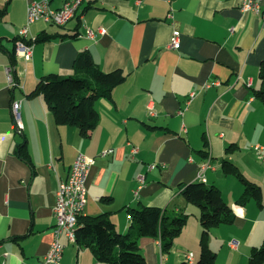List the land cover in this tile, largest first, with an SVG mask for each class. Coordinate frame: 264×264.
I'll use <instances>...</instances> for the list:
<instances>
[{
    "label": "crops",
    "instance_id": "crops-1",
    "mask_svg": "<svg viewBox=\"0 0 264 264\" xmlns=\"http://www.w3.org/2000/svg\"><path fill=\"white\" fill-rule=\"evenodd\" d=\"M33 1L41 0H0V11L6 8L0 14V264L45 260L56 193L80 151L95 158L83 215L108 213L126 233L133 208L189 214L169 252L158 237L140 238L148 264H179L190 252L189 264L200 259V208L182 194V184L198 181L217 185L236 212L233 223L212 230L216 264H249L253 248L264 244V202L236 204L244 185L225 173L224 163L237 165L264 195V160L255 148L264 145V100L256 95L264 87V0H256L260 11L247 12L244 0H84L65 25H30L29 37L68 36L35 43L26 59L16 52V37ZM65 1L49 0L55 9ZM101 27L105 34L87 35ZM175 30L181 33L178 49L169 45ZM83 50L105 71L119 68L126 75L111 98L97 101L99 123L88 137L76 126L57 124L44 96L31 95L42 76L73 74ZM18 100L21 129L12 107ZM25 143L30 161L19 153ZM109 148L113 152L102 156ZM210 158L213 167L201 179L200 166ZM62 241L61 264H110L65 236Z\"/></svg>",
    "mask_w": 264,
    "mask_h": 264
},
{
    "label": "trees",
    "instance_id": "trees-1",
    "mask_svg": "<svg viewBox=\"0 0 264 264\" xmlns=\"http://www.w3.org/2000/svg\"><path fill=\"white\" fill-rule=\"evenodd\" d=\"M6 8L0 11L4 14ZM79 34L71 35L76 37ZM65 33L42 32L34 40L23 39L28 44L64 38ZM20 37H16V41ZM15 58V52H14ZM260 75L264 83V61ZM126 78L122 69L105 71L95 61L89 50L81 51L74 61V73L61 75L50 73L42 76L31 95L42 94L54 113L59 125H73L80 129L83 136L88 137L99 123L96 103L101 98H111L114 88ZM256 95L264 100V87L256 91ZM234 147H229L233 149ZM20 155L30 161L25 143L19 149ZM226 174L239 178L244 191L236 204L246 205L255 200L263 207L264 195L260 184L249 179L240 168L232 162L224 163ZM185 199L200 208L202 234L200 240L201 255L196 264H216L217 252L210 247L212 230L223 224H231L236 219V212L222 195L217 185H206L203 181L182 184ZM131 226L126 233L118 231L108 213L79 216L76 242L89 248L100 262L110 264H148L140 247L143 236L158 237L162 241L163 250L169 252L175 240L184 230L188 213H166L160 207L146 205L130 210ZM179 264H189L188 261ZM249 264H264V244L255 247L250 255Z\"/></svg>",
    "mask_w": 264,
    "mask_h": 264
},
{
    "label": "built area",
    "instance_id": "built-area-1",
    "mask_svg": "<svg viewBox=\"0 0 264 264\" xmlns=\"http://www.w3.org/2000/svg\"><path fill=\"white\" fill-rule=\"evenodd\" d=\"M72 1V0H69ZM260 3L256 0H244L241 8L243 11L247 12L250 10H258ZM66 14L61 11H55L53 7H45V0L33 1L28 5V24L24 27L19 35V39L16 41V52L19 55L24 56L26 59H30L33 53L34 44H28L23 39L36 38L29 37L30 25L37 21H45L49 23V20L59 19L60 23L66 22ZM107 28L101 27L99 31L93 29H87V35L91 38H96L98 33L105 34ZM170 47L178 49L181 46V33L179 30L173 32ZM8 79L12 85L16 84V79L13 73V69H8ZM210 86V84L206 85ZM196 93H191V98H193ZM22 101H14L12 104L13 113L17 119L18 127L21 129L23 124L20 119V107ZM255 148L261 152L260 157L264 160V145L257 144ZM137 151L133 148V152ZM113 152V148L105 149L102 151V156H107L109 153ZM95 163V158L87 155L86 153L80 151L77 158L75 159L71 170L68 175L69 190H57V201L54 206V214L56 217V224L53 228V241L51 243L49 252L45 256V260L41 264H61L65 244L62 241V237L65 236L69 241H71V231L72 227L78 223H74L73 219V204H80L84 210L88 202V186L87 177L90 167ZM213 167L211 165V158L205 161L200 166L199 178L205 179V172L208 168ZM138 178L144 182L145 177L139 175ZM237 242V241H233ZM187 259L191 263L193 259V253L187 254Z\"/></svg>",
    "mask_w": 264,
    "mask_h": 264
},
{
    "label": "bare ground",
    "instance_id": "bare-ground-1",
    "mask_svg": "<svg viewBox=\"0 0 264 264\" xmlns=\"http://www.w3.org/2000/svg\"><path fill=\"white\" fill-rule=\"evenodd\" d=\"M83 1L84 0H72V1L66 0L65 3L63 4V6L55 9V11H61L62 13L71 12V14H66V22H69V20H71L75 16L77 9L82 5ZM45 7H51L49 0H45ZM261 9L262 8L260 5V6H258L257 11H260ZM262 10H263L262 15L264 17V7ZM49 23L59 25V26L66 24V23H60L59 19L49 20ZM59 189L69 190L68 176L60 181ZM82 212H83V209H82V206H80V204H73L74 223H78L79 216L82 214ZM78 225L79 224H76L75 226L72 227V231H71V242L72 243H76ZM187 261L189 262V259H187Z\"/></svg>",
    "mask_w": 264,
    "mask_h": 264
},
{
    "label": "rangeland",
    "instance_id": "rangeland-1",
    "mask_svg": "<svg viewBox=\"0 0 264 264\" xmlns=\"http://www.w3.org/2000/svg\"><path fill=\"white\" fill-rule=\"evenodd\" d=\"M56 27H57V26H55V25H49V28H52L53 30L57 29ZM200 223H201V222H200Z\"/></svg>",
    "mask_w": 264,
    "mask_h": 264
}]
</instances>
